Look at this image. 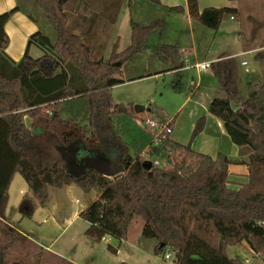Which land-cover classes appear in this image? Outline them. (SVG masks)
<instances>
[{"label": "trees", "instance_id": "16d2710c", "mask_svg": "<svg viewBox=\"0 0 264 264\" xmlns=\"http://www.w3.org/2000/svg\"><path fill=\"white\" fill-rule=\"evenodd\" d=\"M148 1L159 4V0ZM186 2L189 17L211 30H217L225 17L236 14L234 5L199 11L197 0ZM80 3L81 0H35L55 38L51 40L40 30L33 32L18 61L4 52L9 43L4 24L18 7L0 14V264H29L25 260L30 257L28 253H20L26 256L20 260L14 251L16 243L26 238L4 222L8 188L15 173L23 178L41 206L48 201V186L60 188L75 183L84 192L97 191L96 198L78 214L90 224L86 232L96 240L104 236L126 239L130 223L140 217V238L155 241V255L164 256L170 250L174 264H246L229 257L226 251L228 246L242 241L264 261V78L247 75L248 91L242 97L235 59L223 55L209 64L224 96L212 98L206 111L221 122L236 145V159L221 151L212 157L192 149V140L205 126L204 116L195 121L186 144L166 136L154 145L150 133L139 130L130 142L125 141L112 121L117 118L127 125L136 113L133 105L113 103L111 87L123 82L115 75L135 54L151 49L160 61H166L178 57L179 47L161 41L163 20H130L129 45L118 51L114 44L106 59L95 60L91 46L100 48L101 43L85 42L89 32L75 33L69 26L68 13L81 19ZM170 9L183 11L181 6ZM263 26L264 20L255 21L253 34ZM153 35L157 41L149 46L148 39ZM30 45L43 53L30 56ZM253 60L264 61V49L257 50ZM181 67L182 63L174 61L167 70ZM77 108H83L87 124L75 120ZM34 130L53 136L61 147L79 142L92 151L101 149L100 135L109 131L119 150L122 170L107 177L88 168L75 177L58 161L41 167L27 152ZM146 145L144 158L141 150ZM175 151L184 152L193 163L173 161ZM153 159L163 163L152 165ZM233 163H243L247 168L246 178L237 188H231L228 180L229 165ZM26 204L28 209L21 214L30 217L34 208Z\"/></svg>", "mask_w": 264, "mask_h": 264}, {"label": "crops", "instance_id": "0c3cea01", "mask_svg": "<svg viewBox=\"0 0 264 264\" xmlns=\"http://www.w3.org/2000/svg\"><path fill=\"white\" fill-rule=\"evenodd\" d=\"M246 1H249L248 5L252 10V13L250 14L256 17H260L261 19L262 15H264V0ZM238 3L239 0H236V2L234 3H230L228 0H197L199 11L206 7H222L228 5H234L236 7V14L233 15V18H230L229 16L225 17L217 30H211L189 17L186 0H159V4L150 2L148 0H81L79 8L81 13L80 20L82 23L81 29L89 33L92 31L111 32V30H113L118 24L119 15L123 8L127 10L128 15L130 16L129 21L133 20L138 23H148L157 19L163 20L165 22V26L160 39L163 43L177 44L179 47L178 57L168 58L166 61H160L156 54L153 55L142 52L135 54L131 57V59L134 57H137V59H146L148 56H151L153 62H156L155 69L152 70L155 75L169 73L173 74L178 72L181 73L184 70L193 68L196 72L198 80L193 84V99L190 98V110L195 108L198 109V106L204 109L206 114H202V116L206 118L207 122V119L209 118V114L206 111L208 102L214 97L224 96V92L219 88L217 80L212 75L210 68H199L195 66L196 64H210L211 62L220 59V57L223 55L233 57L236 62V76L239 92L241 91L240 89H242L243 91V89L245 88V91H243L245 95H247L248 91L246 84L247 75L250 74L256 77V79L264 78V61L253 60L254 53L257 50L264 49V26L260 28L256 34H253V32L251 31V26L249 25L250 21L247 20V18L251 15H241V18L243 16L246 22V42H242L244 39L242 30L241 33H239L240 31H237L238 35L235 36L232 33L233 30L226 29L224 27V22L227 21L228 18L229 20H235L237 18L239 9L237 5ZM175 6H181L183 8V11L179 12L170 9L171 7ZM14 7L18 8L10 15L9 19L4 24V30L9 39V43L4 52L11 60L18 61L21 59L26 49L27 39L29 35L38 30L41 31V27L44 23L40 15L41 13L35 5V0H0V14L13 9ZM77 29L78 28L74 27L73 31L75 33H78ZM115 44L117 46V43ZM32 46L34 45L29 46L28 53H30ZM245 54H250V57L253 60L251 67H249L248 60L243 57V55ZM39 55H41V53ZM243 60L247 62L246 66L240 65V62ZM174 61L182 63L183 67L171 70H167L168 68H164L165 62H171L172 64V62ZM245 67H247L248 69L247 72H245ZM184 102L185 100L182 103ZM215 119V126L218 130H220L223 136L225 148L221 149V144L215 141V139H212V141L210 140L209 142V146L202 149L204 151H202V153L207 152L206 154L214 157L218 151H221L225 153L229 158L236 159L238 157L237 147H234L233 144L229 143L227 134L225 133L221 122L217 118ZM171 139L174 140L172 137ZM110 146L114 148V153H116L117 156H120L117 146L115 144ZM65 147L69 150L68 155H70L71 159L69 158V161L67 162L65 156L60 153L62 158L57 161L61 162L65 166L66 170H70L74 173H77L76 171L79 169L75 164L76 161L73 159V157L76 155L75 150L77 149L78 151H80L79 154H92L95 152L87 149L79 142L71 143L67 146H64V148ZM58 151L60 152V149ZM101 151L97 150V152ZM110 155L111 154L109 153V155L107 156ZM55 162L50 165H44L51 166ZM83 173L84 172H82V174ZM246 175L247 168L245 164H230L228 179L229 186L238 187L240 181L245 180ZM8 197L4 210V222L12 225L10 224V222H8V220H6V217H8L6 210ZM32 216L33 212L30 217L22 215L20 220H18V223H23L21 221L22 219L27 217L31 218ZM50 221L51 222L47 223L45 229L43 231L40 230L39 232H37V234L36 232L34 234L25 232L20 224H17L16 226L13 225V227L29 241L35 242V244L39 245L41 248L48 251L52 255H55L56 257H59L65 262L71 264H113L118 261H125L129 264H170L166 261H160L159 256L153 253L152 249L155 243H151V246L150 248L148 247V250L142 249V242L146 239H141L140 237L137 238L135 243H133L132 246H130L126 251H122L119 248L122 245V239L119 240L115 246L108 244L107 249L115 254L113 255V257H110L109 255L100 256V252H98L94 247L95 243L99 242V240L90 237L86 232L90 225L88 222L83 220V222L86 223H78V226L76 228H72V219L68 220L64 226L62 225V227L59 226V222L57 219L50 218ZM59 229V234H51V236L49 235L51 238H46L49 237L48 233L50 230L57 231ZM64 232H66V237L62 241H58L63 236L61 234ZM110 238L111 237L104 241H109ZM44 239H47L46 241L48 242V244L39 242V240L42 241ZM123 240L124 243L128 242V234L126 239ZM229 247H239L243 249V252L240 251L238 252L239 254L236 252L233 256L228 255L229 257L239 258L246 264H264L262 258L254 255L248 243L245 241H242L239 245L236 246H228L226 249L227 254ZM120 253H122L123 256H121V259L119 256H117ZM248 253L252 255L253 259L248 258ZM171 257L172 255L169 258ZM118 258L120 260H117ZM171 264H174V261H172Z\"/></svg>", "mask_w": 264, "mask_h": 264}, {"label": "rangeland", "instance_id": "374dc122", "mask_svg": "<svg viewBox=\"0 0 264 264\" xmlns=\"http://www.w3.org/2000/svg\"><path fill=\"white\" fill-rule=\"evenodd\" d=\"M249 1L239 0L238 5V14L235 20H228L224 22V27L226 29L233 30L232 33L237 36V31H243L244 39L242 42H246L245 38V18H241V15L252 13V10L249 7ZM79 14V13H78ZM41 15V14H40ZM69 16V26L73 29L78 28L77 32L81 33V20L80 17L75 13H68ZM42 18V15H41ZM130 16L127 13L125 8L122 9L119 15V22L116 27L110 31L106 32H97L92 31L89 34H86L84 41L94 45L95 43L100 44V48H95L91 46L92 58L95 60L106 59L109 56L112 46L117 43V50L120 51L126 48L130 43V26H129ZM264 18V15H262ZM260 17L249 16L247 18L250 21L249 25L251 26V31L253 29L255 21H263L264 19ZM43 20V18H42ZM240 21V22H239ZM43 26L41 27V32L48 35L51 40H54L55 34L51 27L43 20ZM83 27V26H82ZM157 41L156 36L153 35L148 39L149 46L153 45ZM252 42V41H250ZM40 50V51H39ZM42 54L43 51L37 47L32 46L30 50V55L32 57H38L39 54ZM143 53L153 54L154 51L151 49L146 50ZM153 57V56H152ZM249 62V67L253 60L250 57V54L243 55ZM131 59V58H130ZM127 60L123 64V70L117 73L115 76L123 80L122 83L116 84L111 87V95L114 104H123V105H140L144 109L135 112L136 115H133L128 119L127 125H122L117 118L113 119V126L117 130L119 137L125 141L130 142L136 131H145L148 133L149 129L142 122L145 117H154L159 120H167L175 117L172 124V131L170 137H172L176 142L186 144L189 141L190 133L194 127L195 121L206 114L205 110L198 106V109L190 110V98L193 99V84L198 80L196 72L193 68L184 70L183 72L173 73V74H159L155 75L152 70L155 69L156 62H153L151 56H148L146 59L134 57L131 60ZM156 59V58H154ZM156 61V60H154ZM172 66L171 62H165L164 68H170ZM240 95L245 97V88L240 89ZM185 100L184 103H182ZM182 103V104H181ZM78 109V114L74 116L75 120L80 124H87L86 117L83 116V108ZM63 117H66L67 114H63ZM73 116V115H72ZM215 118L209 114V118L202 130L193 140L192 147L195 151L202 152L204 148L209 146L210 140L215 139L219 144H221V149H224V139L220 132L215 126ZM26 124L30 125V119L26 118ZM149 134V133H148ZM102 140V146L114 145L115 142L109 131L103 132L100 135ZM228 137V136H227ZM151 140V139H150ZM229 143L233 144L228 137ZM236 147L235 144H233ZM59 143L57 139L53 136L41 133L39 130L33 131V138L31 144L29 145L27 152L30 156L35 157L39 165L45 166L50 165L53 162L59 160L61 157L59 150ZM110 150L111 160H114L117 155L114 153V148ZM147 145L142 148L141 154L144 158L146 155ZM204 152V151H203ZM207 153V152H206ZM173 161L186 160L192 161L189 159L187 154L184 152L175 151L172 155ZM162 164L160 160L153 159L151 164L154 163ZM68 172V171H67ZM78 172V170L76 171ZM78 175L81 173L78 172ZM244 182V180H241ZM231 188H237L236 186ZM48 201L46 206H41L37 197L33 192L26 186L23 178L15 173L11 185L9 187V197L7 203V216L8 222L13 225L20 224L25 232L34 234L43 231L47 223L51 222L50 218H55L59 222V226L62 227L66 222L72 219V228H76L78 223H86L78 216L80 210L85 207L88 202L92 201L97 196V191L90 190L89 192H84L79 188L75 183L69 185H64L60 188L48 186ZM26 203L32 204L33 216L31 218H24L21 221L23 223H18V220L22 217L21 213L25 212L28 209ZM9 218V219H8ZM45 220V221H44ZM143 225V220L140 217H135L129 225L128 228V242L124 243L122 239V245L119 248L122 251H126L133 243L140 237V228ZM2 225V220L0 221V228ZM50 230L48 236L51 234H59V230ZM1 232V229H0ZM54 232V233H53ZM63 235L58 241H62L66 237V232L62 233ZM3 235L0 234V243L2 242ZM46 238H51V237ZM27 242H26V241ZM22 240L23 242L16 243L14 247L15 255L20 260L25 259L26 256H20V253H28L30 256L28 259H25L29 264H67L64 260L55 255H52L48 251L41 248L39 245L35 244L33 241L28 239ZM44 240H39L43 244H48ZM119 240L111 237L109 241H102L95 243V249L100 252L101 255H109L113 257L115 253L107 249V245L111 244L115 246ZM124 243V244H123ZM142 249L148 250L151 243H155L153 239H146L142 242ZM242 251V248L239 247H229L228 255L233 256L234 253ZM35 253L38 255L34 256ZM246 253V252H245ZM239 254V253H238ZM172 257L164 259V256H159L160 261H166L172 263L173 253L171 252ZM120 259L123 257L122 253L117 255ZM122 256V257H121ZM241 256V255H240ZM249 259H253L250 253L247 254ZM119 258L117 260H120ZM116 260V259H112ZM115 262V261H110Z\"/></svg>", "mask_w": 264, "mask_h": 264}, {"label": "water", "instance_id": "95a60500", "mask_svg": "<svg viewBox=\"0 0 264 264\" xmlns=\"http://www.w3.org/2000/svg\"><path fill=\"white\" fill-rule=\"evenodd\" d=\"M65 1V0H62ZM134 111L137 113L144 108L140 105H134L133 106ZM54 114V110H52V115ZM112 146H103V149L101 152H97V150L92 153H86V154H79L80 151L77 149L75 150L76 155L73 157V159L76 161V165L78 166V172L81 173L85 172L88 168H94L98 173L107 176V177H113L116 174L120 173L121 168V160L120 156H117L114 160H111V156L109 155V152ZM68 173L74 175L75 177L80 176L77 173L71 172L70 170H67Z\"/></svg>", "mask_w": 264, "mask_h": 264}, {"label": "built area", "instance_id": "2783aa9c", "mask_svg": "<svg viewBox=\"0 0 264 264\" xmlns=\"http://www.w3.org/2000/svg\"><path fill=\"white\" fill-rule=\"evenodd\" d=\"M230 18H233V16H229ZM247 62L245 60L240 62L241 66H246ZM195 66L199 67V68H208L209 67V63H199L196 64ZM248 69L247 67H245V72H247ZM170 120L171 119H167V120H159L156 119L154 117H145L143 118L142 122L147 126V128L149 129V133L151 135V142L152 144H158L163 138H165L166 136H169V134L172 131V125L170 124ZM148 147V145H147ZM155 166H158L159 163H154ZM109 239L108 236H104L102 237L101 240H107ZM254 255L258 256V254L252 252ZM171 256V251L170 250H166L164 257L165 258H169Z\"/></svg>", "mask_w": 264, "mask_h": 264}, {"label": "flooded vegetation", "instance_id": "af4514ba", "mask_svg": "<svg viewBox=\"0 0 264 264\" xmlns=\"http://www.w3.org/2000/svg\"><path fill=\"white\" fill-rule=\"evenodd\" d=\"M103 147V146H102ZM101 147V149L99 150V151H101L103 148ZM60 153L63 155V156H65V158L67 159V162L69 161V158H70V155H68V152H69V150L68 149H66V147L64 148V147H61L60 146ZM71 159V158H70Z\"/></svg>", "mask_w": 264, "mask_h": 264}]
</instances>
